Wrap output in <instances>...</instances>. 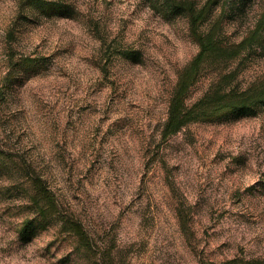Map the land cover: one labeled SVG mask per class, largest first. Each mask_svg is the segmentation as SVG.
<instances>
[{"label": "rangeland", "instance_id": "obj_1", "mask_svg": "<svg viewBox=\"0 0 264 264\" xmlns=\"http://www.w3.org/2000/svg\"><path fill=\"white\" fill-rule=\"evenodd\" d=\"M62 1L71 17L0 0V264L264 260V108L163 138L199 49L187 17L149 0ZM210 8L198 32L219 19L239 43L260 29L223 69L246 89L264 75V0Z\"/></svg>", "mask_w": 264, "mask_h": 264}, {"label": "trees", "instance_id": "obj_2", "mask_svg": "<svg viewBox=\"0 0 264 264\" xmlns=\"http://www.w3.org/2000/svg\"><path fill=\"white\" fill-rule=\"evenodd\" d=\"M153 7L167 18L177 15L187 17L190 28L198 41L199 49L189 64L181 71L172 94L167 119L164 123L163 138L180 131L185 125L195 121L228 120L251 116L264 108V75L255 79L246 89L228 86V76L224 67L248 51L252 39H258L260 29L253 30L239 43L228 42L222 33L221 21L208 23L204 32H198L200 24L208 20L210 4L217 0H149ZM31 5L45 15L59 14L71 17L73 8L62 0H21L20 5ZM138 57L135 52L130 57ZM206 67L216 70V78L208 90L194 103H188L187 97L191 86L203 74ZM214 76V75H213ZM41 194L49 200V194L40 187ZM223 264H264L261 259H229Z\"/></svg>", "mask_w": 264, "mask_h": 264}]
</instances>
